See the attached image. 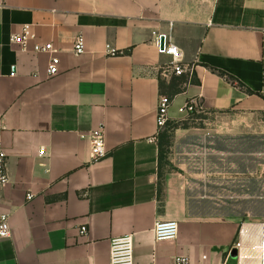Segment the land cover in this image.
Instances as JSON below:
<instances>
[{"label":"crops","instance_id":"crops-1","mask_svg":"<svg viewBox=\"0 0 264 264\" xmlns=\"http://www.w3.org/2000/svg\"><path fill=\"white\" fill-rule=\"evenodd\" d=\"M24 27L34 36L26 51L12 42ZM161 35L192 70L170 121H182L191 101L201 112L262 119L264 0H0V138L10 177L0 215L12 230L0 239V264H110L111 241L125 236L135 264L178 256L264 264V215L241 213L230 172L204 164L225 153L193 154L191 164L170 157L171 172L168 155L161 164L158 102L173 77ZM79 36L86 51L75 56ZM48 43L61 62L52 78V55L34 52ZM94 131L109 153L98 161L81 138ZM196 134L178 129L173 139ZM168 221L178 223L177 239L156 241V224Z\"/></svg>","mask_w":264,"mask_h":264},{"label":"rangeland","instance_id":"rangeland-1","mask_svg":"<svg viewBox=\"0 0 264 264\" xmlns=\"http://www.w3.org/2000/svg\"><path fill=\"white\" fill-rule=\"evenodd\" d=\"M233 116L227 118L201 111L185 116L180 123L199 134L184 137L176 144L173 139L165 171L177 170L175 164L169 162L170 157L176 162L191 164L193 154L225 153V161L212 159L204 164L208 163L215 170L230 172L233 196L245 199L240 202L244 205L241 213L250 211L264 215V115L257 121ZM201 138H208L212 144L203 142Z\"/></svg>","mask_w":264,"mask_h":264},{"label":"built area","instance_id":"built-area-1","mask_svg":"<svg viewBox=\"0 0 264 264\" xmlns=\"http://www.w3.org/2000/svg\"><path fill=\"white\" fill-rule=\"evenodd\" d=\"M165 39L164 49L161 48V38ZM34 36L30 33L29 27H24L23 32L13 38V44L26 51L28 48V42L33 39ZM157 43L159 46V52L172 58L171 71L173 76L181 77L183 75H192L190 67L184 65L183 54L181 50L168 38L166 35L157 37ZM86 51V42L83 36H79L74 41L73 52L75 56H81ZM34 52L39 54L52 55L50 64L48 66L49 77H56L60 74V59L56 55V49L52 43L46 45L35 44ZM111 56H117L118 53L115 50L109 49ZM172 106V100L166 96H161L158 102L157 113V126L159 131H163L170 121V109ZM198 107L195 102H188L180 109V113L185 116L194 115L198 112ZM1 122V116H0ZM1 133V128H0ZM82 139L89 138L91 141V152L94 161L104 159L108 156V150L104 141V134L102 131H94L89 134H81ZM8 154L1 143L0 138V188L10 183V177L8 174ZM34 195L27 196L28 201H33ZM88 232L87 227L80 229V235H85ZM179 234V225L175 221L160 222L157 223L154 229V235L156 241H173L177 239ZM12 235L11 226L9 223V216L0 215V239H8ZM264 248V242H263ZM110 264H135L134 258V239L133 236H125L111 241V261ZM173 264H191L188 257L178 256L173 260ZM206 264V263H202Z\"/></svg>","mask_w":264,"mask_h":264},{"label":"trees","instance_id":"trees-1","mask_svg":"<svg viewBox=\"0 0 264 264\" xmlns=\"http://www.w3.org/2000/svg\"><path fill=\"white\" fill-rule=\"evenodd\" d=\"M222 76L227 77V79L233 85H241L237 83L238 81L225 73H220ZM193 82V81H191ZM190 83L189 77L187 75H183L181 77L173 76L168 83L161 82V95L168 97L170 100H174L176 96L183 93L186 86ZM242 86V85H241ZM188 125L181 124L180 122L169 121L164 131L160 133L159 136V146H160V159L161 164H163L165 158L169 154V149L172 146V140L174 137V133L178 129H188ZM162 178V175H161Z\"/></svg>","mask_w":264,"mask_h":264},{"label":"water","instance_id":"water-1","mask_svg":"<svg viewBox=\"0 0 264 264\" xmlns=\"http://www.w3.org/2000/svg\"><path fill=\"white\" fill-rule=\"evenodd\" d=\"M165 46V39L164 37L161 38V48L164 49Z\"/></svg>","mask_w":264,"mask_h":264}]
</instances>
